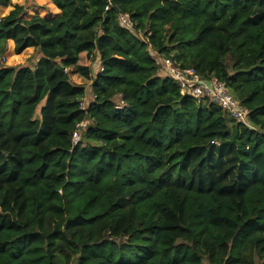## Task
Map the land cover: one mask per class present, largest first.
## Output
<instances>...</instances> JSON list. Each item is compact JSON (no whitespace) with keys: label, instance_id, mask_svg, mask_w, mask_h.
<instances>
[{"label":"trees","instance_id":"obj_1","mask_svg":"<svg viewBox=\"0 0 264 264\" xmlns=\"http://www.w3.org/2000/svg\"><path fill=\"white\" fill-rule=\"evenodd\" d=\"M50 1L0 16V264H264V0ZM8 40L34 66L3 64ZM162 55L246 121L181 93Z\"/></svg>","mask_w":264,"mask_h":264},{"label":"built area","instance_id":"obj_2","mask_svg":"<svg viewBox=\"0 0 264 264\" xmlns=\"http://www.w3.org/2000/svg\"><path fill=\"white\" fill-rule=\"evenodd\" d=\"M1 6V3H0ZM118 22L125 28H132L135 21L127 13L118 14ZM1 57V61H2ZM158 70L167 76H170L179 86L180 92L189 94L195 98H208L227 110L229 115L238 121L245 122L247 109L239 103V101L228 90L223 81L218 80L214 76L209 78L201 77L193 67H181L179 63L171 56L156 57ZM86 101L81 102L84 107ZM82 125L77 123V126ZM79 139V128L72 132L73 142Z\"/></svg>","mask_w":264,"mask_h":264},{"label":"rangeland","instance_id":"obj_3","mask_svg":"<svg viewBox=\"0 0 264 264\" xmlns=\"http://www.w3.org/2000/svg\"><path fill=\"white\" fill-rule=\"evenodd\" d=\"M14 4H24L26 6L27 14L26 17L31 14L38 13L40 15H54L58 12V9L54 6V4L50 0H10L9 5L3 6L1 3L0 6V16L6 14L7 10L12 8ZM41 56L38 48L28 47L22 52L16 54L13 51V41L8 40L6 45V51L2 56V63L5 65L11 66H19V65H28L34 66L37 62V59ZM79 62L81 64H89L92 70V74L94 75L98 69H101V66L98 60L95 58L90 60L87 58L84 53L80 54ZM69 78L71 82L76 84H85L86 87L89 86V80L84 79L78 74H69ZM90 100V95L87 94L85 97V101L88 102ZM83 124V123H81Z\"/></svg>","mask_w":264,"mask_h":264},{"label":"crops","instance_id":"obj_4","mask_svg":"<svg viewBox=\"0 0 264 264\" xmlns=\"http://www.w3.org/2000/svg\"><path fill=\"white\" fill-rule=\"evenodd\" d=\"M7 12H8V10H7ZM7 12H6V13H7ZM3 15H4V14H3Z\"/></svg>","mask_w":264,"mask_h":264}]
</instances>
